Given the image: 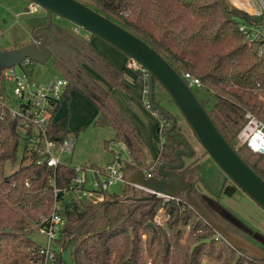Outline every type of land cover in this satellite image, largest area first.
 <instances>
[{"label": "trees", "instance_id": "1", "mask_svg": "<svg viewBox=\"0 0 264 264\" xmlns=\"http://www.w3.org/2000/svg\"><path fill=\"white\" fill-rule=\"evenodd\" d=\"M82 1L143 38L181 75L187 71L196 76L201 85L192 88H207L215 96L213 104L206 108L209 115L239 154L264 178V153L254 152L244 143L238 144L235 138L245 121L247 109L264 118V53H259L258 43L248 41L238 28L243 19L255 15L231 5L229 0ZM258 18L262 19V16ZM43 30L48 33L47 44L53 50L55 65L68 78L64 93L67 100L70 89L87 95L98 108L94 123L113 127L114 138L128 144L130 158L125 163L126 173L140 167L146 156L145 143L111 90L99 82L86 65L112 86L120 88H124V69L101 54L90 36L55 21ZM135 76L148 87L147 97L158 109L157 117L163 123L164 139L154 162H174L175 149L181 143L174 136H166L165 131L172 125L170 115L176 117L158 99L159 95H170L155 79L151 89L149 76L143 78L137 71ZM201 102L204 104L203 100ZM69 116L67 112L56 120L52 137L63 138L70 134ZM171 131L184 137L177 119ZM109 141L105 140L107 147ZM21 142L17 124L5 125L0 120V264L41 262L42 257L37 252L40 245L32 233L35 223L50 214L55 199L54 186L48 178L52 173L50 166L21 158L20 165L7 172V164H15L18 159ZM156 163L147 169L154 172ZM199 165L195 159L178 169L191 179L198 175L196 181L201 182L205 190L198 189L193 183V194L228 229L264 251V234L221 201L224 192L231 195L236 186L226 184L219 191L214 190L201 178ZM75 174L71 165H59L58 186L67 185ZM126 194L127 184L123 194L108 191L105 199L83 200V206L77 200L63 202L65 224L57 243L62 251L72 250L76 264H202L204 259L214 264H264V258H251L245 251L230 246L219 231L183 200L159 199L149 213H143V206L132 209L133 201H113ZM179 195L183 197L182 193ZM159 204H163L167 214L163 225L152 219ZM145 247L154 249L150 260L145 256ZM58 262L66 264L61 252H58Z\"/></svg>", "mask_w": 264, "mask_h": 264}, {"label": "water", "instance_id": "2", "mask_svg": "<svg viewBox=\"0 0 264 264\" xmlns=\"http://www.w3.org/2000/svg\"><path fill=\"white\" fill-rule=\"evenodd\" d=\"M30 1L47 10L48 21L34 29L32 41L20 47L0 48V75L3 67L19 63L26 57L39 63H46L53 56V50L47 44L48 33L43 29L51 25L53 14L70 20L92 35L99 36L122 50L145 67L151 89L153 79L166 89L204 150L239 188L264 209V178L248 164L219 130L194 89L157 49L128 27L82 0ZM160 110L169 115L162 108ZM170 119L172 125L166 129L165 135L174 136L181 143L174 152L176 160L160 162L150 175H145L141 167L134 168L127 175V194L113 201H133L132 209L143 206V213H149L159 200V194L176 196L182 193L185 202L193 206L198 214L219 231L230 246L245 251L251 258L263 259L262 249L228 229L226 224L212 216L193 194L191 184L197 180L198 175L190 179L178 171L184 164L181 155H189L193 150L184 137L171 131L176 119L171 115Z\"/></svg>", "mask_w": 264, "mask_h": 264}, {"label": "built area", "instance_id": "3", "mask_svg": "<svg viewBox=\"0 0 264 264\" xmlns=\"http://www.w3.org/2000/svg\"><path fill=\"white\" fill-rule=\"evenodd\" d=\"M249 1L256 4L254 11L245 9L244 4ZM234 4L255 15L250 19H243L238 28L248 41L258 43L259 53H264V0H234ZM258 16H262V19ZM34 62L32 58L26 57L19 63L2 68L0 120L5 125L10 122L17 124L22 135L23 152L26 158H23L24 161L34 159L38 164H46L52 168L48 178L54 186L55 199L50 214L43 216L38 224L39 229L47 236V243L40 245L37 252L42 257L39 264H59L58 250L54 244H57L58 236L65 224V217L62 214L63 202L103 200L111 186L120 182L127 184L128 174L125 163L130 158V149L125 140L113 138L108 145L113 153V159L105 165L87 162L76 166L69 162L64 155L74 151L77 142L75 136L70 133L63 138L52 137V127L58 119L57 112L65 98L68 78L56 75L50 82L41 81L30 72V66ZM127 65L134 71L141 72L143 76H148L146 68L134 58L130 57ZM182 76L191 87L201 85L200 80L190 72L185 71ZM147 92L148 87L143 86L144 104L155 116H158V109L153 107ZM244 117V123L236 132V141L238 144H246L254 152L264 153V118L248 109L244 112ZM162 125L163 123L159 120L157 131L160 143L164 139ZM126 154L129 155L128 158L125 157ZM155 163L150 168L154 167ZM59 165H71L76 170V174L64 187L58 186L56 180ZM151 173L145 170V175ZM29 183L27 181V184ZM159 199L185 202L180 195L159 194ZM152 219L161 225L166 222L167 214L163 204L157 205ZM60 249H62L61 246Z\"/></svg>", "mask_w": 264, "mask_h": 264}, {"label": "rangeland", "instance_id": "4", "mask_svg": "<svg viewBox=\"0 0 264 264\" xmlns=\"http://www.w3.org/2000/svg\"><path fill=\"white\" fill-rule=\"evenodd\" d=\"M229 3L233 6H236L234 4V0H229ZM244 6L245 9H248L250 11H254L257 7L256 4L251 1L245 3ZM52 17L53 21H55L56 23L73 28L75 29V31L86 37L90 36V39H92L93 37L96 43L102 48L104 54H107L106 56L103 54L106 58L108 57L111 60H115L118 62L123 61V63L120 64L126 70V74L130 73V71H134L133 68L127 65L130 57L123 53L122 50L118 49L101 37L92 35L84 28L79 27L75 23L62 16L53 14ZM47 21V10L38 4L32 3L30 0H0V48H11V46L20 47L23 42L32 41L34 39V29L38 26L46 24ZM100 43H104L106 47L100 45ZM53 60L54 58L52 56L46 63H39L35 61L34 64L30 66V72L35 78L45 82H50L53 78H55L56 75L64 76L62 71L55 65ZM145 77L146 76H143V78ZM140 84L142 88L143 84ZM157 89L159 90V87H157ZM71 91L72 89H70L69 91L70 96ZM194 91L198 98L204 101V106L206 108H209L215 101V96L207 88L194 87ZM80 94L82 96L77 92H73L72 96L69 97L71 100H68L70 103L69 110L71 112L69 126L70 128L74 129L73 131H71V134L75 136V138L77 139V143L75 145L74 151L72 153L65 154L64 157L76 166L85 164L87 162L92 163L93 161L103 163L110 157L113 159L112 154L106 148L107 146L104 140L112 139L115 137L114 128L107 125H96L93 118L97 114V106L93 104V102L88 98L91 101L89 103L87 101L88 99L84 98L85 96L82 94V92ZM158 99L159 103L166 109H169L176 117L180 132L183 134L185 140L189 143L193 150V153L189 155H181L184 163H193L195 159H198V162L200 164L199 173L201 178H203V180L207 182V184L214 190L219 191L220 189H222L223 185L226 184L235 185L236 188L234 192L231 193V195H227L224 192L221 201L225 205L231 207V209L235 211V213L245 222L264 233V209L260 205H258L246 192L239 188L209 156V154L204 150L203 146L195 136L193 130L183 117L179 108L174 102L171 101L170 97L165 93V96L159 95ZM67 103V101H64L62 103L61 109H59L57 112L58 117H63L64 114L67 113ZM89 106L93 107V111L91 113H89ZM85 110L86 117H82L81 114ZM158 126L159 120L158 117H156V127L154 130L156 140L154 141L159 143L160 137L157 131ZM244 150L246 152V149ZM128 156V154L125 155L126 158H128ZM21 158H25L22 142L19 145L18 159L15 164H12L10 162L7 164V172H12L15 168H17L20 165ZM151 160V154H147L145 160L140 164V166L145 169L146 167H148ZM195 185L198 189L205 190L201 182L197 181ZM124 189L125 184L120 182L111 186L109 191L123 194ZM88 201L89 200H87L86 202ZM79 203L82 206L84 205V202H82L81 200L79 201ZM42 217L35 223L34 231L32 233V236L39 245H45L47 243V236L39 229L38 225ZM215 236L218 237L219 233L215 234ZM181 241L184 242L183 239ZM57 244H54V246L55 248H57L59 253H62L63 261L66 264H76L72 254V250L66 249L62 251V249H60V244ZM146 248L147 247H145L144 249V253L146 258L150 260L154 249L148 250ZM202 264L214 263L207 259H204Z\"/></svg>", "mask_w": 264, "mask_h": 264}, {"label": "crops", "instance_id": "5", "mask_svg": "<svg viewBox=\"0 0 264 264\" xmlns=\"http://www.w3.org/2000/svg\"><path fill=\"white\" fill-rule=\"evenodd\" d=\"M91 40L93 41V44L95 45V48L98 49L102 54H104L102 48L96 43V41L94 40L93 37H92ZM25 43H27V42H23V44H25ZM100 45H103V46L106 47V45L104 43H100ZM11 47H14V46H11ZM123 53H125V52H123ZM104 55L106 56L107 54H104ZM108 59L113 64L118 66L119 68L124 69V67L120 64V63H123V61L122 62H118V61H115V60H111L110 58H108ZM86 68H87L88 71H90L95 76V78L98 79L99 82L101 81L104 86H106L107 88H109L111 90L112 95L114 96V98L116 99L118 104L121 106V108L124 110V112L127 115V117L134 124L136 132L138 133L140 138L145 143L146 156H147V154H151L152 160L149 163L152 164V162H154V160H155V158L157 156V153H158V150H159V146H160V142L158 143V142L154 141V140H156L154 130H155V127H156V117L157 116H155L146 106H144L145 104H144L143 87L141 88V84H140L141 82L136 79V76H135V72L136 71H130L131 74L130 73L126 74V70L124 69V76L122 78V82H123L124 88H120V87L112 86L105 78H103L100 74H98L95 70H93L89 66L86 65ZM73 92H77L79 95H81L80 91L72 89L71 96H72ZM83 95L85 96V97L83 96L84 98H87V99L89 98L87 95H85V94H83ZM89 99L87 101L90 103L92 100L90 99L91 100L90 101ZM64 101L68 102L67 103V107H68V111L67 112H69V114L71 116V112L69 110L70 103H69V101L67 100L66 97L62 100V103ZM62 103H61V106L59 107V109H61ZM92 111H93V107L89 106V113H91ZM97 114H98V108H97ZM97 114L94 116L93 119L96 118ZM70 116H69V121H70ZM81 116L82 117L83 116L86 117V110L81 114ZM58 118H60V117H58ZM69 123L70 122H68V124ZM69 128H70V126H69ZM70 129H71L70 130V133H71V131H73L74 129H72V128H70ZM106 148L112 154V157H113V153L109 149V147H106ZM146 156H145V158H146ZM111 160H112V158L110 157L109 159H107L103 163L96 162V161H93L92 163L97 164V165H105L106 163L110 162ZM150 164L148 166H150ZM142 169H144V168H142ZM145 170H149V169H147V167H146L144 169V171ZM258 231H260V230H258Z\"/></svg>", "mask_w": 264, "mask_h": 264}, {"label": "flooded vegetation", "instance_id": "6", "mask_svg": "<svg viewBox=\"0 0 264 264\" xmlns=\"http://www.w3.org/2000/svg\"><path fill=\"white\" fill-rule=\"evenodd\" d=\"M193 178H194V177H193ZM193 178H192V179H193ZM190 179H191V178H190ZM196 182H197V181L195 180L194 182H192V184H193V183H196Z\"/></svg>", "mask_w": 264, "mask_h": 264}]
</instances>
